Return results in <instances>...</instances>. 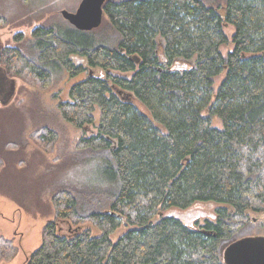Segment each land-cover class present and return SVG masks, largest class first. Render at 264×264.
<instances>
[{
    "label": "trees",
    "instance_id": "trees-1",
    "mask_svg": "<svg viewBox=\"0 0 264 264\" xmlns=\"http://www.w3.org/2000/svg\"><path fill=\"white\" fill-rule=\"evenodd\" d=\"M103 10L92 30L40 25L24 46L0 50L7 74L41 88L61 71H87L56 106L68 124L88 127L99 110L95 132L76 144L99 162L96 183L53 195L54 218L24 264H224L248 210L264 211V0H106ZM178 59L192 64L172 67ZM198 201L230 211L197 228L161 214ZM122 219L133 228L112 241ZM16 253L0 236V263Z\"/></svg>",
    "mask_w": 264,
    "mask_h": 264
},
{
    "label": "rangeland",
    "instance_id": "rangeland-1",
    "mask_svg": "<svg viewBox=\"0 0 264 264\" xmlns=\"http://www.w3.org/2000/svg\"><path fill=\"white\" fill-rule=\"evenodd\" d=\"M80 1L0 0L1 46H24L31 38L32 30L40 25H71L61 12H74ZM105 20L106 15L103 14L102 22ZM224 30L230 36L233 28L226 25ZM16 34H22L21 42L15 41ZM231 47V44L222 46L221 51L225 53ZM71 59L87 67L84 57L71 55ZM191 64L192 61L178 59L172 67L185 68ZM94 72L104 76L103 71ZM9 73L7 75L15 80V91L6 105L0 104V236L12 239L17 253L0 264H24L40 245L44 225L54 218L53 195L65 186L81 188L84 184L96 183L99 162L85 161V155L78 152L76 144L81 136L95 132L99 110L96 108L93 112V124L75 128L61 118L56 107L58 102L68 100L69 87L85 78L87 71L74 77L64 71L56 73L53 83L45 88L16 76L12 71ZM222 77L223 73L215 78L216 86ZM133 101L149 114L140 102ZM211 124L219 127L221 121L215 116ZM45 128L53 130V141L46 137ZM220 207L230 211V207L222 203L198 201L184 209L170 207L161 210V214L174 216L197 228L205 220L215 221ZM248 214V220L238 228L235 240L244 236H264V211L248 210ZM60 227L62 232H67L69 225L61 222ZM82 227H89L94 235L100 232L90 222L83 223ZM131 228L122 219L121 225L110 234V239L115 241Z\"/></svg>",
    "mask_w": 264,
    "mask_h": 264
},
{
    "label": "water",
    "instance_id": "water-1",
    "mask_svg": "<svg viewBox=\"0 0 264 264\" xmlns=\"http://www.w3.org/2000/svg\"><path fill=\"white\" fill-rule=\"evenodd\" d=\"M106 0H81L74 12L62 10V16L76 29L97 28L103 18ZM2 46L0 44V50ZM15 91V80L7 75L0 64V104L6 105ZM224 264H264V236L253 235L238 238L223 251Z\"/></svg>",
    "mask_w": 264,
    "mask_h": 264
}]
</instances>
